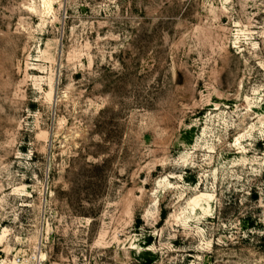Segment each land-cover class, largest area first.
Segmentation results:
<instances>
[{"label": "rangeland", "instance_id": "1", "mask_svg": "<svg viewBox=\"0 0 264 264\" xmlns=\"http://www.w3.org/2000/svg\"><path fill=\"white\" fill-rule=\"evenodd\" d=\"M0 264H264V0H0Z\"/></svg>", "mask_w": 264, "mask_h": 264}]
</instances>
